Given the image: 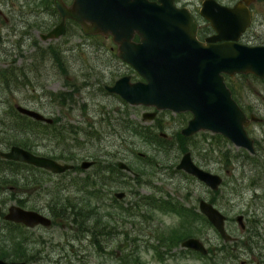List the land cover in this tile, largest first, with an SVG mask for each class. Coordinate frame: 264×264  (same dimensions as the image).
<instances>
[{
	"label": "rangeland",
	"instance_id": "374dc122",
	"mask_svg": "<svg viewBox=\"0 0 264 264\" xmlns=\"http://www.w3.org/2000/svg\"><path fill=\"white\" fill-rule=\"evenodd\" d=\"M12 1V2H11ZM8 3H3L0 5L2 9L6 8L4 4L8 6L10 4H22V9L26 10V14L29 16V19H33L35 12L38 11L39 22L43 20L50 21L51 17L48 11V5L44 0H31L30 5L25 3V0H11ZM37 3L35 4V2ZM36 7L33 10V6ZM40 11V12H39ZM24 17V16H23ZM26 18V17H24ZM35 19V18H34ZM11 26L6 25L4 22L0 24V70L5 69L7 67L12 68V73L18 72L24 66L31 71V79L26 80L27 84L24 83L25 79L23 76H20L17 81H14L13 87H8L6 83L0 84V149L4 150L5 147L8 146L4 142V135L8 134L5 132L6 125L8 122H12L8 120L9 114L12 112V108L16 107L17 104H22L34 109H37L47 116L54 117L56 126H64V133H68V124H74L78 126L77 137L81 140H86V144L84 147L76 148L79 154L75 157H79L80 159H97L98 152L101 146H107V143L113 146L109 147L108 151H111L112 148L114 150H118L119 152V160H125L136 172L139 173V178L142 181V184H136L133 182V173L128 171H123L126 177L122 175L121 171L119 173L112 172V176L107 170H100L96 164L87 167V169L82 171L70 172V176H79L86 177L90 172H97L98 175L108 180L117 181L115 184L114 190L106 195L104 198H101L99 201L100 210L99 213L105 214V211L111 212L114 219L109 220L107 222L111 223V225H115L114 228V238L112 240H108L107 243L104 242L102 238L101 245L102 250L99 249L90 240V236H82L81 239L75 238V230L70 229L67 225H62L60 223L52 222L49 226L40 225L33 229L38 235L36 238V248H38L39 256L44 257L43 259H39L40 261H33L26 259V255L22 256L24 259L28 260V264H67V261L73 258V264H120L121 261L115 258L114 254H121L126 252H133L132 248H139V253L141 259L138 264H176L181 262L180 259L170 258L159 261L156 257H154V253L151 250H147V237L148 235L156 236L161 230L160 227H167L176 224L179 221V218L171 213H165L155 208L150 207L147 204V208L143 207L140 209H136L133 207L130 209L131 212L136 213L138 216L136 217H125L120 212V206H128L135 203V201L143 200L139 198L140 196H146L149 200L154 199V191L159 189V193H163L164 195H171L172 197L184 199L187 201V198L182 196L185 193L186 186H183V183L180 182V175H178L174 171V166L172 168H168L166 165L168 162L162 161L161 158L154 160L157 165L161 166H148L150 161L147 157H140L137 151H145L147 154H153L156 151V144H154V140L148 139L147 134H140L132 132V141L136 144L135 153L132 152V149L127 146L124 147L123 137L120 133L124 134L119 126L127 127L128 118L131 121H137L139 125H147V120H142V113L145 109H135L133 106L130 107L131 111L126 110L127 106L124 104L119 98L116 96L107 94L103 91L102 84L104 82H108L112 79V74H102V71L108 67H111L109 64L112 61H119V64H122V59L113 53L111 50V46L115 45L114 41L111 37L106 38L105 36H87V46H86V67L83 68V75L80 77L78 72L81 68L76 67V69H67L61 68L62 66L56 65L52 59H46L45 62L41 60L39 56V49L41 46L46 47L48 44L52 43L55 38L44 40L42 39L38 33L31 31L36 39L39 41V47L36 50V53L32 57L33 54L31 51L32 48L24 53V57L20 58L19 55H15V51H13V56L4 50L6 46L5 38L8 33H10ZM40 31V30H39ZM19 34H12L13 43L18 39ZM64 38L60 37L59 41H63ZM35 59L32 62V59ZM22 60V61H17ZM10 61H13L12 64H9ZM79 61V59H78ZM90 74L89 82L91 85L85 84V76ZM229 77V76H228ZM228 81L231 80L233 82L239 81L241 78H247L254 84L255 88L258 90L257 93L251 95L252 99H258L261 111L264 110V80L258 81L253 79L251 75H241L237 73L228 78ZM1 83V82H0ZM16 83L19 84V87L16 86ZM29 83V84H28ZM33 84V85H32ZM62 91H67L71 95H74L75 101H70L68 104L63 105L62 103L55 100V94H60ZM85 103V104H83ZM13 106V107H12ZM117 109V110H115ZM153 108L147 107V110H152ZM119 110V111H118ZM166 112L162 113L161 117L163 119V127L157 130L159 133L160 130H163L164 133L169 136H174L176 130H180L184 126L183 122L185 119L190 118V114L188 112H174L172 110H165ZM125 112L127 113L125 115ZM185 113V114H182ZM128 116V117H127ZM1 120L3 122H1ZM142 120V121H141ZM149 122V121H148ZM153 121H151L152 123ZM134 125V124H133ZM137 125V124H135ZM153 125V124H151ZM255 130L256 134L259 133L263 126L260 123H256ZM93 136L87 138V131L90 128H93ZM96 127V128H95ZM136 127H139L138 125ZM262 127V128H261ZM150 128V127H149ZM119 132H116V130ZM264 131V128H263ZM2 132V133H1ZM203 132H206V136L211 138L212 144L214 145L215 151L214 156L215 159L210 163H205L203 166L213 172L219 173L224 177V183L220 187V195L227 198L226 202L230 204V207H227L225 202L220 200L217 201L218 206L225 209V212L230 215V217H235L238 213L248 212L250 214L256 215L263 219L262 225L260 226V230L264 233V174H262L260 170L251 162H246L242 159H233L234 163H230L229 168L227 165L221 161V154L219 153L220 149L225 151L227 149H231L234 156L238 155V149L240 147L234 145L231 141L225 142L226 140L222 138L215 137V134L211 131H201L199 135L201 136ZM43 133L40 132L39 136H42ZM46 136L41 139L38 137L36 142L37 147L35 148V152L43 153V154H53L58 155L60 159L64 161L67 157L60 154V148L65 146V140L57 139L56 137L61 136L58 131V128L52 130L48 133H45ZM3 136V137H2ZM204 136V135H203ZM199 137V136H198ZM221 140V141H219ZM56 141L61 142V146L55 144ZM210 140H206L208 142ZM191 140L189 141V143ZM11 146V145H10ZM65 148V147H64ZM58 149L57 152H55ZM52 151V152H50ZM55 152V153H54ZM49 153V154H48ZM182 153L180 152L176 163L179 162ZM51 156V155H50ZM155 155H153L154 157ZM150 158H152L150 156ZM258 158V156H257ZM79 159V160H80ZM80 162V161H79ZM163 164V165H162ZM227 169L230 170V174L227 173ZM244 171V174H243ZM69 172V171H68ZM105 173L106 175H104ZM262 177L259 179V182L255 184L258 186L257 189L254 188L253 184H251V178H259V175ZM37 179H32L33 182L41 183L40 191L32 190L31 186L27 183L26 188L29 187L28 192L30 197L38 199V209L46 206L48 202V198L50 196L47 194L46 190L55 188V182L66 183L64 176L55 175L52 178H43L41 171L36 174ZM63 177V179L61 178ZM25 180V179H24ZM26 181V180H25ZM183 182V179H182ZM68 186V185H67ZM59 187V186H57ZM69 188L70 193H73L75 187H67ZM101 188V187H100ZM201 193V187L197 186ZM30 190H32L30 192ZM66 190V191H67ZM102 191H106V187L101 188ZM126 191V197L123 199H118L114 195V191ZM134 191V192H133ZM198 193V192H197ZM206 193V192H205ZM195 196V195H194ZM148 203V202H147ZM189 203H191L189 201ZM134 205V204H133ZM153 212V217H150L149 212ZM151 222L154 226H148V222ZM229 231L234 233L236 236H240L242 234L241 228L236 220H231L228 223ZM195 228H182L183 236H187L188 234L195 231ZM204 231L206 229H203ZM199 229L196 230L198 232ZM194 232V233H196ZM14 234V231H13ZM12 234V235H13ZM181 234V233H180ZM187 234V235H184ZM197 234V233H196ZM209 235L218 236L212 229L209 230ZM11 235V236H12ZM11 236L8 234V229L5 230L0 228V255L6 254L7 260H16L15 257L12 256V252L10 249L4 247L2 243H6L10 239ZM32 236V235H31ZM137 238V240H132L133 237ZM264 237V234L261 235ZM245 239V238H244ZM16 243L20 244L21 239L16 238L13 239ZM137 242L138 244H136ZM119 245V246H118ZM127 246L125 250H122V247ZM19 253H23L26 251L25 246L21 248L18 247ZM263 256L259 255L260 252L255 251L256 257L248 256L249 264H264V243L262 245ZM16 250V249H15ZM99 250V251H98ZM13 252L14 251L12 249ZM29 253H33L31 249H28ZM111 253V255H107ZM18 253V252H17ZM64 254H68V257H60ZM72 254V255H71ZM77 254V255H76ZM113 254V255H112ZM54 256V257H53ZM261 258V260H258ZM196 264H205L204 260L196 259L194 260ZM209 264H219V262L211 259L208 261ZM222 264V263H221Z\"/></svg>",
	"mask_w": 264,
	"mask_h": 264
},
{
	"label": "flooded vegetation",
	"instance_id": "af4514ba",
	"mask_svg": "<svg viewBox=\"0 0 264 264\" xmlns=\"http://www.w3.org/2000/svg\"><path fill=\"white\" fill-rule=\"evenodd\" d=\"M9 1L11 0H0V5L2 4L1 2L8 3ZM63 1L68 7L73 6L74 0H63ZM174 2L178 8H181L187 11V13L195 21L197 25L196 36L199 40L205 43H213V42L215 43V42L224 41V39L223 40H211L210 39L211 37L217 34V29L211 21L212 19L211 16H213L217 11L221 19L230 18V19H236L239 21H243V20L249 21L248 25L240 33V37L238 39L239 42L245 43V44H251V45L264 44V0H174ZM25 3H27V0H25ZM36 3L37 1L35 2V4ZM4 6L6 8V12L0 6V10H1L0 11V24H3L4 22L7 26L10 25L11 29H13V30H10V33H8L5 38L6 46L4 50H6V52H9L12 56H13V51H15L14 54L19 55L20 58L24 57L23 52H27L31 48L33 49L31 51L33 53L31 56L33 57L34 54L36 53V50L39 47V41L36 39V37L33 34H31V31L38 33V35L40 36L41 32L49 31L50 29L58 25L63 20V17L58 7L55 4V0H52V2H50V6H48V11H49L48 13L51 17V20L45 21L46 23H44L43 20L39 22L38 11L35 12L33 19L32 18L29 19V16L26 14V10L24 11V9H22V4L20 3L10 4L9 6L7 4H4ZM32 6L34 10L36 6L35 5H32ZM222 6L226 8H222ZM228 8L237 10L238 13H233V14H229L228 16H226L227 13H225L224 11L228 10ZM23 16L26 18H24ZM41 22H42V27H39V24ZM85 23L88 26L92 25V22L86 19H85ZM41 28H44V30H41ZM64 28H65L64 33L58 38H55V40L52 43L48 44L50 48H53L55 50L54 51L53 49H50V56H51L50 59H52L56 65L62 66L67 69L68 68L76 69V67L81 68L80 71L78 72L79 73L78 75L81 77L83 75L82 73L83 68L86 67V57H87L86 56L87 55L86 38L87 36L99 35V36H105L106 38L111 37L112 40L114 41L113 36L111 33L105 34L102 32L87 31L83 23H81L80 21H78L77 19L71 16L66 17ZM13 33L19 34L18 39L16 40L15 43L12 42ZM60 37L64 38L63 41L62 40L59 41ZM134 39L139 40L138 32L135 33ZM114 43L115 45L111 46V50L113 51L114 54H116L119 57L118 45L115 41ZM55 52L58 53L60 57V61L55 56ZM34 58H36V56H34ZM34 58L32 59V62H34L35 60ZM17 61H22V60L17 59ZM121 61H122V64H124L125 66L120 65L119 61H112L109 63L111 64V67L106 68V71L105 69L102 71L103 75L108 73V74H112L113 76L110 81L104 82L102 84L103 91L106 92L107 94L116 96L117 98H119V100H121L124 104H126L127 109H125L124 111L126 110L131 111L130 109L131 106H133V108L135 109H142V108L145 109V111L142 113V118H143L142 120H145V121L147 120V125L145 124V126H149L153 124L157 127V129L162 128V126L164 125L163 124L164 117H161L163 115L162 113L166 112L165 110H169V109L160 110V109H157L155 106H147L145 104H131L127 102L124 98H122L118 93L111 92L110 90L107 89L106 85H112L119 77L123 75H129L131 77V81H146V78L132 64H130L129 62L123 59ZM12 63L13 61H10L9 64H12ZM7 68L0 70V77L1 75L3 76L2 73L4 70L6 71ZM19 72H22L21 69L19 70ZM244 74L251 75L253 79L258 80V81L264 80V77H259L252 73H244ZM229 87L232 90L233 96L238 101L240 106L244 109V111L246 112L250 120L247 126V131L254 138V143H255V148H256L255 153H251V152L250 153L252 155L257 154L258 161L264 165V131H263L264 110L261 111L262 109L260 108L258 99L256 101L252 99L251 97V95H253L254 93H257L258 90L255 88L254 84H252V82L248 80L247 78H241L239 81L232 82L231 86ZM147 107H151L153 109L147 110ZM147 112L148 113L155 112V114L151 118V117H147L146 115ZM182 112H188L191 118L192 113L190 111H182ZM122 113H125V112H122ZM126 114L127 113H125V115ZM182 114H185V113H182ZM52 118H53V122H48V123L55 122L54 117ZM190 118L186 119V121L180 122L181 124L182 123L184 124V126L180 128L181 133H182V129L188 124V121ZM151 121L153 122L151 123ZM1 122L3 121L1 120ZM136 122L131 121L128 118L127 127L119 126V128H121L123 130L122 132L124 133V134L122 133L120 134L123 135V137H126V138H122L123 144H124L123 146L124 147L127 146L130 149L133 148L134 150H135L136 144L134 143V140L133 141L131 140L132 139L131 134L132 132L134 133ZM256 123H260L263 126V128L261 127L262 130L257 134L255 130V125H254ZM140 127L141 125H139V128ZM67 130H68V133L64 134L63 136L56 137V138L57 139L60 138L61 140L66 139L64 147H65V150L67 151L66 153H67L68 158L62 161L63 159H60L58 155H51V157L59 160L60 162L71 163L73 164V167L63 172L58 173V172H53L43 167L36 166L34 164L33 165L39 168V170L41 169L47 170V173H49V176H52V177H54L55 175L64 176L66 180V183L63 184L64 188L66 189L68 186L69 187L74 186L75 189L73 190V192L75 194L80 195L81 193H78V190L76 186L74 185V178L79 177V176H70L71 175L70 172L77 173V171L79 170L82 171V170L87 169V168L82 167V162L87 160V158L80 159L79 157H75L77 154L80 153L76 150V148L84 147L86 144V140L78 139L77 133L79 131H78L77 125L75 126L74 124H68ZM201 131H207V130H201ZM201 131L196 132L193 135H185L182 133L184 136H189V137L195 136V137L188 139L187 144L184 143L186 148L181 151L182 155L180 157V160L185 152L190 151L194 162L202 166L203 168H205L203 164L210 163L215 159V156H214L215 148H214V145L212 144L213 142L211 141L210 137L203 136L204 134H202L201 136L199 135ZM116 132H119V131L116 130ZM159 135L165 138L172 137L164 133L163 130L159 131ZM190 140L191 142L189 143ZM206 140H210V141L206 142ZM55 144L57 145V147L61 146L60 141H56ZM173 145H180V143L173 142ZM11 146H6L5 147L6 149L4 150H7ZM107 146H113V145H110L107 143ZM107 146L100 147V150L97 155L98 158L93 159L95 160L93 165L96 164L98 168L102 171L106 169L107 172L110 173L111 176H112L111 174L112 172L119 173L121 171L122 175L126 177L123 171L131 172L133 173V176H134L133 182H135L137 177L140 176L139 173L136 172L125 160L118 159L119 158L118 150L115 151L114 148H112L111 151H108L106 150L109 148ZM133 149H132V152L135 153ZM4 150L0 149V228H3L5 230L8 229V234L10 236L13 234V231H14V234L11 236L10 239H7L8 241L6 243H2V245L10 249L12 252V256L15 257L16 259V260H9V261H25L26 264H28L27 263L28 260L33 261L35 259V261H40L39 259H43L44 257L39 256L40 253L38 252V248H36L37 246L36 238H38V235H36V232L33 231V229L43 224L29 226L22 221H13V220L6 218V214L8 213L9 208L12 205H19L23 208L39 210L49 215L50 217L51 215L48 212H46L44 208L38 209V204H37L38 199H36V197L34 199L30 197V195H28L30 194L28 192L29 187L26 188V184H25V183L28 184V182L24 180L25 176H28V174L24 172V164H23L24 161H19V160H14V159H9V158L4 157L1 154V152ZM56 151H58V149ZM137 153L140 157H147V152L145 151L144 152L137 151ZM39 154H43V153H39ZM43 155H47V154H43ZM47 156H50V155H47ZM120 161L125 162L128 167L120 166V163H119ZM178 163L174 166V169H175V172L178 175H180V182L183 183V186H186L185 193L182 196L186 197L187 201H185L184 199L181 200L179 198L172 197L171 195L163 196L165 199L164 201H166V203H168L169 206H165L164 209L162 207L156 208V210H159L165 213H171L177 216L179 218V221L176 224L167 226L165 228L160 227L161 231L156 236H152L149 234L147 237V250H151L154 253L153 256L156 257L159 261L161 260L166 261L167 259H170V258H175L177 260L180 259L181 262H178L176 264H196L194 260L198 258L201 260H204L205 264H209L208 261L211 259L219 262V264L221 263L222 264H249L248 256L256 257V255L249 254L247 252V246H246V242L244 239L245 237L242 234L247 227V222L249 221L250 214L248 212L242 213L244 216L243 221L245 222V227H242L237 219V216L240 213H238L235 217H230V215L225 212V209L218 206L216 202L220 200L222 202H225L227 207H230V204L226 202L227 198L220 195V187L224 183V180L218 189H212L204 181H202L195 175L188 173L183 168H179ZM37 168L36 170L38 171ZM227 173L230 174L229 169H227ZM79 178L83 179L84 177H79ZM182 179H183V182H182ZM116 181L117 179H115V182ZM36 184L37 182H33L32 183L33 186H31L32 188L30 189L37 190L38 186ZM60 185L61 184L59 182L58 183L55 182L54 187L60 186ZM197 186L201 187V193H199L200 191H198L199 189L197 188ZM111 188L112 189L106 188L105 192H108V191L112 192L114 190V186H112ZM32 190H30V192ZM81 190H83L82 187H81ZM122 191L125 192L124 196H118L117 193L122 192ZM114 195L118 199H123L126 197V191L124 190L114 191ZM215 198H216V201H215ZM202 199H205L209 202L214 203L226 215V228L228 231H229L228 223L233 219L238 222L241 228L242 234L240 236H236L234 233L229 231V233H231L234 236L233 238L225 239L224 237H222L219 231L214 226V224L209 220L207 215L201 211L200 202ZM189 201L191 203H189ZM153 212L154 211L149 212L150 217L154 216ZM52 222H53V218H52ZM43 226H46V225H43ZM148 226H154V225L151 222H148ZM182 228H190V229L195 228L196 230L200 228L202 229V231L196 232L197 234L196 233L189 234V235L186 234L187 236L182 235L179 237L177 235L182 232L181 231ZM203 229H206V230L204 231ZM210 229H212L215 233H217L218 236L209 235L208 233ZM191 236L200 238L203 244L205 245V248L207 249V251L202 252L201 250L183 245V241ZM16 238L21 239L20 244L16 243L13 240ZM22 246H25L26 251L23 253L22 252L19 253V251H17L19 250L18 247L21 248ZM126 248L127 246L122 247V250H125ZM12 249L14 251H17L18 253L13 252ZM28 249H31V251H34V252L31 254L28 252ZM25 255L27 256L26 259L28 260L22 257ZM107 255H110V253L108 252ZM259 255L263 256L262 253H259ZM2 256L3 255H0L1 258L7 260L5 257L6 254L4 255V257ZM63 256L68 257V254L67 255L64 254L60 257H63ZM113 256L117 258L118 260H120L121 258H126L125 256H128L129 260H132L130 259V257H133V255L125 254L124 252L121 254H114ZM69 258L70 259L67 261V264H73V261H74L73 258H71L70 256ZM258 260H261V258H258ZM57 262L55 264H57Z\"/></svg>",
	"mask_w": 264,
	"mask_h": 264
},
{
	"label": "water",
	"instance_id": "95a60500",
	"mask_svg": "<svg viewBox=\"0 0 264 264\" xmlns=\"http://www.w3.org/2000/svg\"><path fill=\"white\" fill-rule=\"evenodd\" d=\"M55 4L63 20L49 31L41 32L42 39L61 36L65 31L66 17H74L84 24L87 31L111 33L118 45L119 57L132 64L146 78V81H131L129 75H123L112 85H106L108 90L118 93L131 104H145L176 112L190 111L192 116L182 129L183 134L193 135L208 130L223 134L234 145L251 153L256 152L254 138L247 131L249 117L226 81L227 75L237 73L264 77V44L251 45L238 41L249 21L221 19L216 11L211 21L217 34L210 39L224 41L205 43L196 36L195 21L187 11L178 8L174 0H74L72 7H68L63 0H55ZM224 12L226 16L238 13L229 8ZM85 19L92 25L88 26ZM136 32L139 40L134 39ZM16 108L34 119L53 122L52 117L37 109L22 104H17ZM154 114L147 112L146 115L152 118ZM1 154L58 173L73 167L71 163L60 162L18 144H13ZM94 162L87 159L82 162V167H90ZM119 163L120 166H127L123 161ZM178 167L195 175L212 189H218L224 180L221 174L195 163L190 151L183 154ZM124 194L123 191L117 193L118 196ZM200 209L222 237H234L226 228V215L214 203L202 199ZM243 217L240 213L237 219L245 227ZM6 218L29 226L52 224L49 215L19 205H12ZM183 245L207 251L201 239L195 236L185 239ZM0 264L26 262L0 257Z\"/></svg>",
	"mask_w": 264,
	"mask_h": 264
},
{
	"label": "trees",
	"instance_id": "16d2710c",
	"mask_svg": "<svg viewBox=\"0 0 264 264\" xmlns=\"http://www.w3.org/2000/svg\"><path fill=\"white\" fill-rule=\"evenodd\" d=\"M48 6H50V2L52 0H44ZM27 3H31V0H27ZM39 27H42V22L39 24ZM41 30H44V28H41ZM50 48L49 46L43 47L41 46L39 49V56L43 62H45L46 59H50ZM54 50V49H53ZM55 51V50H54ZM55 56L60 61V57L58 53L55 52ZM64 69V67H61ZM12 68H7L6 71H3V76L0 77V84L3 85V83H6V85L10 88L13 87V82L17 81L20 76H23L25 81L24 83L27 84L26 80L31 79V71L27 69L25 66L21 68L22 72H16L12 73ZM241 75H248L244 73H240ZM88 76H85V84L91 85L89 82L90 74H87ZM228 75L226 76L227 84L231 86V83L233 81L227 79ZM230 78V76L228 77ZM15 83V82H14ZM29 84V83H28ZM33 85V84H32ZM16 86L19 87V84L16 83ZM55 100L62 103L63 105L70 103V101H75L74 95L68 93L67 91H62L60 94H55ZM85 104V103H83ZM13 107V106H12ZM12 112L9 114L8 120L12 122H8L5 128V132L8 134L4 135L3 139L5 144L8 146L13 144L21 145L25 148H28L35 152V148L37 147V140L38 137L44 138L45 133H48L55 128H58L59 133L61 136H63L64 129L66 127L64 124L62 126H56L55 123H48L43 122L42 120L34 119L33 117L23 114L17 110L16 107H13ZM186 121V119L184 120ZM136 122V121H135ZM139 126V123H135ZM136 125V126H137ZM134 128L135 133L140 134H147L148 139L154 140V144H156V151L153 152V154H147V159L150 161L149 165L146 163V167L148 166H161L157 165L154 160L160 159L162 161H166L167 167L172 168L175 166L176 160L180 154V152L185 149V144L188 143V139L194 138L195 136H184L180 130H176L174 136L165 138L163 136H160L159 133H157V127L155 125H141V127ZM150 127V128H149ZM163 127V126H162ZM96 128V127H95ZM93 128L88 129L87 131V138L90 139L91 136H93ZM42 132L43 135L39 136V133ZM204 136H206V132H203ZM215 137L222 138L226 140L225 142H230V140L225 137L223 134H215ZM221 141V140H219ZM173 142H179L180 145H173ZM52 152V151H50ZM57 152V151H55ZM54 152V153H55ZM67 151L65 148H60V154L63 156H67ZM219 153L221 154V161L224 163V165H227V168L231 170L229 167L230 163H234L233 159H242L246 162L253 163L258 170L262 171L261 173L264 174V165L258 161L257 154L252 155L247 149L245 148H239L238 149V155L234 156L231 149H227L225 151H222L220 149ZM49 154V153H48ZM53 155V154H50ZM153 155H155L153 157ZM150 156L152 158H150ZM24 172L28 174V176H25L26 182L31 186L32 185V179H37L36 174L37 172L41 171V174L43 175V178H52V176H49V173H47V170L37 168L33 164H29L24 162ZM163 165V164H162ZM38 169V171L36 170ZM175 171V169H174ZM25 174V175H27ZM106 175L105 173H103ZM244 174V171H243ZM34 175V176H33ZM33 176V178H32ZM259 178H251V184H253L254 188L257 189L258 186H255L256 183L259 182V179L262 177L260 174L258 176ZM63 179V177H62ZM111 179V178H110ZM108 180L103 178L102 176L98 175L97 172H90L88 176L84 177L83 179L79 177L74 178V185L76 186L78 193H81L80 195L75 194L74 192L71 194L68 190L63 186V183L59 187L52 188L51 190H46L47 194L50 196L48 198V202L46 203V206L41 207L48 212L51 217L53 218V222L60 223L62 225H68L70 229L73 228L75 230V238L81 239L82 236H90V240L95 243L99 249L102 250V238L104 239V242L107 243L108 240H112L114 237V228L115 225H111V223L107 222L109 220L114 219L111 212L105 211L106 213H99L100 210V204L99 201L101 198H104L106 195L110 194L111 192H102L101 188L106 187L107 189H112V186H117L118 184H115V181ZM136 184H142V181L139 177H137ZM38 186L37 191H40V187L42 186L41 183L36 184ZM114 186V188H115ZM81 187L83 190H81ZM101 187V188H100ZM116 187V188H120ZM82 191V192H81ZM110 192V193H109ZM154 199H148L146 196H140L139 198L143 197V200H137L132 205L128 206H120V212L125 217H137L138 215L136 213H133L130 211L133 207L136 209H140L143 207L147 208V204L152 208H163L165 206H169L166 201H164V194L159 193V189H156L154 192ZM216 201V198H215ZM148 202V203H147ZM217 202V201H216ZM263 219L259 216L252 215L249 218V221L247 222V227L243 232V236L245 237V242L247 246V252L249 254H255V251H258L263 254L262 245L264 243V237L263 235V229L260 230V226L262 225ZM202 229L199 228V232H201ZM196 232V231H194ZM193 232V233H194ZM192 234V233H190ZM183 232L181 234H178L177 236H182ZM186 235V234H184ZM189 235V234H188ZM132 240H137L136 236L132 238ZM138 244L137 242H135ZM99 251V250H98ZM133 252H126L125 254H131L133 257H130L129 260L128 256H125L126 258H121L120 264H138L139 260L141 259L139 248L135 247ZM111 255V253H110Z\"/></svg>",
	"mask_w": 264,
	"mask_h": 264
}]
</instances>
